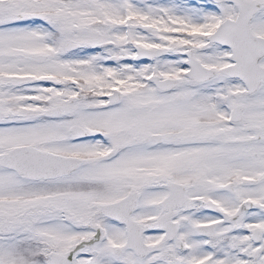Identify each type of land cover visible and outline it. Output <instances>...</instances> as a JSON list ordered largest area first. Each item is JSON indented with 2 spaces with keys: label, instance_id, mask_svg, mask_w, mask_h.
<instances>
[{
  "label": "snow or ice",
  "instance_id": "6c2138e0",
  "mask_svg": "<svg viewBox=\"0 0 264 264\" xmlns=\"http://www.w3.org/2000/svg\"><path fill=\"white\" fill-rule=\"evenodd\" d=\"M0 264H264V0H0Z\"/></svg>",
  "mask_w": 264,
  "mask_h": 264
}]
</instances>
